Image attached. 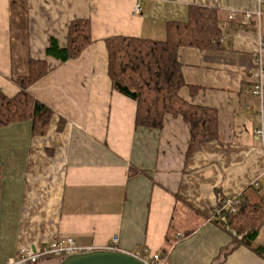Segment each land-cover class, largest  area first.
<instances>
[{"label": "crops", "instance_id": "0c3cea01", "mask_svg": "<svg viewBox=\"0 0 264 264\" xmlns=\"http://www.w3.org/2000/svg\"><path fill=\"white\" fill-rule=\"evenodd\" d=\"M191 6L216 9L222 35L179 51L181 96L218 112L217 137L190 151L181 116L136 124V102L112 87L105 40L163 39ZM76 19L90 20L92 42L65 62L47 56ZM262 40L264 0H0V89L15 94L29 59L45 60L28 90L53 111L44 135L30 120L0 127V264L65 236L86 250L118 236L120 250L167 253L168 264H264L212 218L221 197L256 202L264 190V99L253 93ZM254 245L264 247V224Z\"/></svg>", "mask_w": 264, "mask_h": 264}, {"label": "trees", "instance_id": "16d2710c", "mask_svg": "<svg viewBox=\"0 0 264 264\" xmlns=\"http://www.w3.org/2000/svg\"><path fill=\"white\" fill-rule=\"evenodd\" d=\"M188 14L185 22L169 21L163 39L118 35L106 38L105 42L112 87L136 102V124L161 128L167 115L181 116L190 125L191 151L217 137L218 112L181 96L180 90L187 84L179 51L182 47L208 49L218 45L222 29L214 8L191 6ZM91 42L90 20L76 19L68 27L66 46L51 36L45 51L47 56L65 62L80 55ZM47 72L45 60L31 58L27 72L15 77L20 90L8 95L0 89V127L30 120L34 135L47 132L53 111L28 90ZM59 124L61 129L63 120ZM259 194L256 202L242 198L237 212L228 213L218 221L228 227L237 244L248 245L264 255V247L254 245L264 224V190H259Z\"/></svg>", "mask_w": 264, "mask_h": 264}, {"label": "built area", "instance_id": "2783aa9c", "mask_svg": "<svg viewBox=\"0 0 264 264\" xmlns=\"http://www.w3.org/2000/svg\"><path fill=\"white\" fill-rule=\"evenodd\" d=\"M136 11H140V5H136ZM237 11L232 10L229 14V18H234ZM248 14V13H247ZM257 73L256 82L253 87V93L260 97L261 100L264 99V40L261 41L260 48L257 53ZM261 137L264 141V131H259ZM264 177V174H263ZM258 185V183H255ZM242 194H237L233 196H224L219 199L216 205L212 218H222L228 213H235L239 209L242 203ZM118 236H114L112 243L107 249L120 250L118 247ZM89 251L78 245L76 240L72 236L56 237L48 244L41 246L39 248H22L19 250L14 258H10L4 264H34L39 262L41 259L47 257H55L57 259H62L69 254ZM136 257L145 261L147 264H168L167 253L163 252H153L150 253L146 248H142L136 253H133Z\"/></svg>", "mask_w": 264, "mask_h": 264}, {"label": "water", "instance_id": "95a60500", "mask_svg": "<svg viewBox=\"0 0 264 264\" xmlns=\"http://www.w3.org/2000/svg\"><path fill=\"white\" fill-rule=\"evenodd\" d=\"M56 264H147L133 253L122 250L95 249L69 254Z\"/></svg>", "mask_w": 264, "mask_h": 264}]
</instances>
